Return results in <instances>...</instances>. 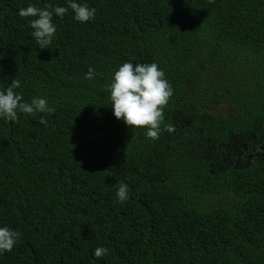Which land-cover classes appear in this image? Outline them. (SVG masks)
<instances>
[{"label":"trees","instance_id":"1","mask_svg":"<svg viewBox=\"0 0 264 264\" xmlns=\"http://www.w3.org/2000/svg\"><path fill=\"white\" fill-rule=\"evenodd\" d=\"M75 2L41 49L20 9L68 0H0V90L55 108L0 117V264H264V0ZM125 62L171 85L159 139L113 115Z\"/></svg>","mask_w":264,"mask_h":264},{"label":"clouds","instance_id":"2","mask_svg":"<svg viewBox=\"0 0 264 264\" xmlns=\"http://www.w3.org/2000/svg\"><path fill=\"white\" fill-rule=\"evenodd\" d=\"M74 13V19L87 22L94 18L96 10L87 3H77L68 0L67 7L46 5L38 8L29 5L19 11L21 17H34L29 21L33 29L32 36L41 49L48 48L56 32L52 22L53 15L63 17L68 10ZM93 69L86 74L87 79H92ZM21 86L18 79H12L6 88L0 90V117L10 121L18 119V113L35 114L37 112L54 113L55 108L50 107L46 99L33 97L31 102H23L20 93L14 91ZM105 89L110 93L109 99L113 115L118 120H123L128 127H146V136L153 140L159 139L161 125L164 122V108L172 95L170 83L165 79V74L156 63L133 64L125 62L118 67ZM41 124L47 125L48 121L41 117ZM164 130L171 133L174 126L164 124ZM129 187L120 183L116 197L117 202L128 199ZM21 237V233L8 227H0V252L11 251ZM107 249L97 247L94 256L97 258L105 255Z\"/></svg>","mask_w":264,"mask_h":264},{"label":"flooded vegetation","instance_id":"3","mask_svg":"<svg viewBox=\"0 0 264 264\" xmlns=\"http://www.w3.org/2000/svg\"><path fill=\"white\" fill-rule=\"evenodd\" d=\"M247 157H249V154L247 153Z\"/></svg>","mask_w":264,"mask_h":264}]
</instances>
